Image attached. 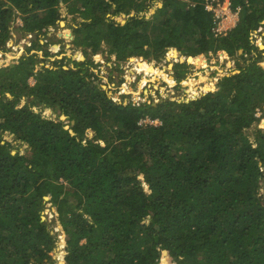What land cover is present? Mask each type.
<instances>
[{
  "label": "trees",
  "instance_id": "trees-1",
  "mask_svg": "<svg viewBox=\"0 0 264 264\" xmlns=\"http://www.w3.org/2000/svg\"><path fill=\"white\" fill-rule=\"evenodd\" d=\"M228 1L238 21L222 35L205 0H0V49L15 12L38 37L63 6L82 19L72 42L86 57L37 69L28 51L0 69V264H264V130L244 134L264 107V51L250 40L264 0ZM105 48L118 64L169 50L243 65L197 99L134 106L95 83ZM189 68L174 64L178 83ZM146 118L160 124L138 125ZM47 202L63 254L42 221Z\"/></svg>",
  "mask_w": 264,
  "mask_h": 264
},
{
  "label": "rangeland",
  "instance_id": "rangeland-1",
  "mask_svg": "<svg viewBox=\"0 0 264 264\" xmlns=\"http://www.w3.org/2000/svg\"><path fill=\"white\" fill-rule=\"evenodd\" d=\"M154 7L155 6L150 9V12L146 16L153 14ZM59 12L65 19L59 21L55 27H49L46 31L42 30L38 37L36 36V32L27 34L20 30L23 24L22 17L15 12L12 18L14 21L9 24L10 37L5 43L4 49H0V69L6 67L7 64L8 66L15 65L16 61L28 51H30V54H36L38 56L37 60L39 61H36L37 69H40L42 66L46 68L51 67L53 66L52 63L56 61L66 65L65 69L67 66L73 67L72 63H70L72 61L83 62L86 57L82 49L76 47L72 42L73 28H75L77 23L81 22L82 19H80L78 15H67L66 9L63 6L60 8ZM232 19L228 18L221 20L219 27L220 32L218 31V33L225 35L226 32L222 33V31L227 30L228 32V30L232 29L236 23V21H234L236 19L234 15ZM61 23L62 27H64L63 23H65V25L71 28V31L67 34L72 38L61 32ZM36 40L42 45V48L39 50H33L32 43ZM250 40L258 46L259 50L264 51V27L253 32L250 36ZM45 50L49 52L51 56H45ZM105 50H107V48L96 56H92L93 64L96 65L92 70L98 78L95 83L100 85L102 89L104 88L110 96L117 97L119 100L124 101V104L129 102L132 103L137 98H139L141 102H149L151 100L153 102H160L167 98L181 101L194 100L205 95L207 92L213 91L221 76H229L238 73L236 62L243 65L238 59L229 58L224 52H221L219 57L212 58L208 62H205V65L202 63L198 65L194 63L188 64L190 68L185 78L178 83L172 72L174 64L178 62V58L180 57L178 54L180 52L178 51L169 52V50H167L164 59L159 63H155L154 61L149 62L140 57H131L126 62L118 64L115 62V56L108 55ZM172 53H174V56H169V54ZM210 56L212 57V55ZM169 65H172L171 69ZM28 82L30 86H33L35 84V79L30 78ZM24 99L21 101L20 106L25 105L26 100ZM255 111V116L258 121L254 122L249 129L244 131L245 136L250 141L253 140L254 131L256 129L264 130V107L262 110L258 108ZM55 115L56 114L52 113L53 117H55ZM60 118L65 121V124H68L65 116L62 115ZM159 124L158 121L155 122V125ZM86 136L91 138L93 132L87 131ZM4 140L14 144L13 138L9 133L4 134ZM26 148L25 145H21L20 150H25ZM54 212L56 213L55 208L47 202L43 209L42 221L48 224L55 238L56 246L60 248V246L64 245L66 237L57 219L58 215H54ZM52 217L53 219H51ZM61 234L63 236L62 238ZM63 247L65 248V246Z\"/></svg>",
  "mask_w": 264,
  "mask_h": 264
},
{
  "label": "built area",
  "instance_id": "built-area-1",
  "mask_svg": "<svg viewBox=\"0 0 264 264\" xmlns=\"http://www.w3.org/2000/svg\"><path fill=\"white\" fill-rule=\"evenodd\" d=\"M217 2H218V0H205V3H206L205 9L207 11L213 12L215 14L216 21L219 20V23L217 25V32L218 31L220 32V30H219L220 22H221V20H223V16L226 15L227 12H230V11H229V2L227 0H225L221 6H214L213 3H217ZM262 24H264V23H262ZM262 27H264V25ZM262 27H260V28H262ZM140 103H144V102H141V100L139 98H137L136 100H134L132 102V105L138 106ZM156 121L157 120L154 121V120H149L146 118V119L141 120L138 123V125H147V124L148 125H155Z\"/></svg>",
  "mask_w": 264,
  "mask_h": 264
},
{
  "label": "clouds",
  "instance_id": "clouds-1",
  "mask_svg": "<svg viewBox=\"0 0 264 264\" xmlns=\"http://www.w3.org/2000/svg\"><path fill=\"white\" fill-rule=\"evenodd\" d=\"M224 1H225V0H224ZM224 1H223V2H224ZM227 1H228V0H227ZM223 2H222V4H223ZM228 2H229V1H228ZM222 4H221V5H222ZM229 11H230V12H227V14L223 16V19H224V20H225V19H228V18H231V19H232V18H233V15H234L235 18H236L234 21L237 22V21H238V13H233V12L230 10V3H229ZM232 20H233V19H232ZM217 25H218V24H217ZM235 25H236V23H235ZM263 25H264V24H262V26H263ZM223 26H224V25H223ZM262 26H260V27H262ZM224 27H225V26H224ZM260 27H259V28H260ZM259 28H258V29H259ZM227 29H228V28H227ZM228 31H229V30H228ZM223 32H227V30L222 31V33H223ZM205 64H206V63H205ZM55 214H56V213L54 212V215H55ZM50 216H51V215H50ZM51 219H53V217H52ZM58 230L60 231L59 228H58ZM59 246H60V245H59ZM63 246H64V245L60 246L61 249L57 246L59 252H61L62 254H63L62 249H64Z\"/></svg>",
  "mask_w": 264,
  "mask_h": 264
},
{
  "label": "water",
  "instance_id": "water-1",
  "mask_svg": "<svg viewBox=\"0 0 264 264\" xmlns=\"http://www.w3.org/2000/svg\"><path fill=\"white\" fill-rule=\"evenodd\" d=\"M177 52V51H176ZM242 51H239V53H241ZM179 54V58H178V62L180 64H183V63H187V64H192V60L193 58L192 57H184V56H181L180 53ZM169 68L171 69L172 68V65H169ZM104 89V88H103Z\"/></svg>",
  "mask_w": 264,
  "mask_h": 264
},
{
  "label": "bare ground",
  "instance_id": "bare-ground-1",
  "mask_svg": "<svg viewBox=\"0 0 264 264\" xmlns=\"http://www.w3.org/2000/svg\"><path fill=\"white\" fill-rule=\"evenodd\" d=\"M259 45H261V44H259ZM261 47V46H260ZM81 58V57H80ZM192 63H193V60H192Z\"/></svg>",
  "mask_w": 264,
  "mask_h": 264
},
{
  "label": "flooded vegetation",
  "instance_id": "flooded-vegetation-1",
  "mask_svg": "<svg viewBox=\"0 0 264 264\" xmlns=\"http://www.w3.org/2000/svg\"><path fill=\"white\" fill-rule=\"evenodd\" d=\"M177 63H179V62H177Z\"/></svg>",
  "mask_w": 264,
  "mask_h": 264
}]
</instances>
